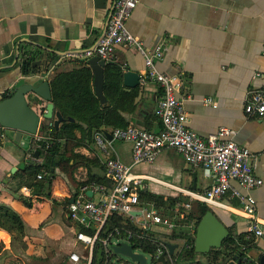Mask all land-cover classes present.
<instances>
[{
  "label": "crops",
  "instance_id": "1",
  "mask_svg": "<svg viewBox=\"0 0 264 264\" xmlns=\"http://www.w3.org/2000/svg\"><path fill=\"white\" fill-rule=\"evenodd\" d=\"M112 2L0 0V92L13 91L24 82L37 86L57 71L79 68L82 58L69 54L96 43L107 28ZM127 27L147 49L166 47L164 57L156 64L160 71L181 80L178 96L184 98L187 126L203 138L221 127L231 129V137L256 157V171L264 181V119L245 112L251 94L264 87V0H140ZM26 49L41 60L38 69L30 74H23L20 67V55ZM50 53L55 55L54 62ZM115 61L124 71H137L141 77L145 73V57L134 49L118 46ZM138 87L135 110L124 113L129 125L159 131L162 122L155 108L161 87L152 79L140 80ZM207 98L213 102L206 103ZM27 100L38 112L47 104L34 92L27 94ZM0 129V204L19 213L23 222L18 224L19 231L13 233L11 224L6 222L14 219L2 217L0 264H74L70 254L84 256L87 249L76 237L82 226L72 218L68 205L78 191L91 184L76 188L63 173L59 174L52 188L56 207L49 199H37L26 186L14 192L11 168L21 161L41 159L30 152L36 149V139L24 147L8 138L5 128ZM112 130L102 127L95 131L93 143L76 148L101 163L80 166L75 172L77 181L87 180L90 173L105 175L109 156L132 162L131 143L112 139ZM49 132L44 131L39 137L48 139ZM76 133L80 136V131ZM98 134L105 147L98 142ZM133 172L147 178L143 189L172 197H182L180 187L201 192L214 181L203 165L187 163L172 147L161 150L153 162L136 164ZM233 184L238 185L235 181ZM57 186L62 194L55 193ZM21 193L31 199L32 207L19 198ZM251 194L256 199V213L264 222V182ZM99 196L93 192L90 197ZM225 201V207L215 206L218 215L230 226L240 248L246 249L254 264H260L264 239L249 233V219L237 212L239 202L235 198ZM195 205L197 201L190 211ZM191 216L192 220L181 222L182 230L197 228V215Z\"/></svg>",
  "mask_w": 264,
  "mask_h": 264
},
{
  "label": "built area",
  "instance_id": "2",
  "mask_svg": "<svg viewBox=\"0 0 264 264\" xmlns=\"http://www.w3.org/2000/svg\"><path fill=\"white\" fill-rule=\"evenodd\" d=\"M140 0H113L107 28L97 39L96 43L80 52L70 53L69 56L83 59L98 56L100 59H115L118 46H126L141 53L145 57L146 70L140 80L156 81L161 87V95L155 108V114L162 122L159 131H152L129 125L126 128L116 127L112 130V139L125 140L132 145V162L125 163L118 156H109L106 159V176L112 180V186L102 183H92L74 195V201L68 205V210L82 227L91 230H80L76 233L78 241L87 249L82 256L77 252L70 254L74 264H91L94 248L102 231L107 230V236L101 242L107 253H112L111 244L119 241H128V238H118V230L110 231L108 218L119 215L124 220L134 222L141 229H149L157 236L160 235V247L155 253H146L148 264H161L159 256L166 251L165 259L174 264L173 254L169 253L166 241L178 243L177 253L185 243L184 238H166L164 235L174 237L181 231V222L186 214L190 215L192 203L201 201L213 206L225 207L226 199L235 198L239 205L237 212L249 219L248 231L259 239H264V222L256 213V199L251 191L263 184V178L257 174L256 157L252 151L238 144L231 136L233 131L228 127H221L216 133L207 138L201 137L195 130L187 126V114L184 107V98L178 96L181 86L179 77L167 74L158 69L156 61L164 57L166 47L158 45L154 49H147L143 41L134 35L127 27V21ZM264 51V43H263ZM51 70L47 72V78ZM4 91L0 92V99ZM211 98L206 103H212ZM245 112L250 116L264 119V87L254 91L245 104ZM98 142L105 147L99 134ZM42 137L37 135L36 140ZM175 148L191 165H203L214 176L213 183L203 191L178 188L182 197L188 201H179L176 204L174 217L160 213L153 203L141 200L140 190L144 188L147 178L136 175L133 167L144 162H153L159 152L164 148ZM39 178L43 175L39 174ZM235 181L238 185L233 184ZM99 193L97 199L90 197L87 189ZM137 212V214H135ZM179 240L182 241V245ZM134 246V245H133Z\"/></svg>",
  "mask_w": 264,
  "mask_h": 264
},
{
  "label": "trees",
  "instance_id": "3",
  "mask_svg": "<svg viewBox=\"0 0 264 264\" xmlns=\"http://www.w3.org/2000/svg\"><path fill=\"white\" fill-rule=\"evenodd\" d=\"M50 56L52 58L55 57L52 53H50ZM36 59V53H31L28 49L24 50L20 55L21 72L23 74L35 72L38 69V66H33ZM90 59L83 58L81 59V66L79 68L70 71H57L49 78L48 83L51 97L47 99V102L52 101L54 103L55 111L61 113L63 120L58 128L48 123L45 125L44 131H50L49 138L36 140L35 144L37 146L34 149V151H39L38 158L41 161L38 162L34 159L27 163L25 161V168L12 174L14 192L26 186L37 199H49L53 202L54 207H56L57 201L52 194V188L54 180L61 173L76 188L94 182L102 183L109 187L112 186L113 182L106 176V172L105 175L90 173L87 180H76L75 172L80 166L89 167L91 164L101 166L99 159L88 157L76 151V148L93 143L95 131L100 130L102 127L114 129L116 127L126 128L129 126L130 122L124 113L135 110L139 87L126 88L123 82L125 72L123 67L115 59L107 60L104 69V94L107 97V102H102L94 90V72L90 65ZM52 60L54 62L55 58ZM13 93L14 90L5 91L4 96H10ZM77 131H80V136L77 135ZM34 151H30L33 156ZM41 173L44 175L42 178H39L38 175ZM55 193L62 194L60 186L55 188ZM19 198L28 207H32L31 199L22 193L19 194ZM140 198L144 202L153 203L160 213L171 217H174L176 214L175 208L177 202L189 200L187 197L165 196L146 189L140 190ZM194 207L199 212L197 215V225L201 217L210 209L218 215L216 211L218 208L208 203L197 201V205ZM3 216H9L14 219V221L9 220L6 223L11 224V232L17 233L19 231L18 224H23L19 213L5 204H0V225ZM219 218L222 220L220 216ZM192 219L191 215L186 214V217L178 220V222H187ZM108 224L110 231H119L116 237L130 239L136 249H140L146 253H155L160 247L161 241H164L160 235L157 236L153 231L149 229L143 230L134 222L124 220L116 214L108 218ZM5 226L6 224L2 228ZM80 229L91 232V230L84 227ZM229 229L230 235L224 240L222 248L211 249L208 253H197L195 251L196 228L191 231L181 230L174 237H170L169 235H164V237L185 239L182 248L172 255L174 264H227L237 253L243 258L241 264H254V261L249 256L247 257L246 249L240 248L238 239L235 237L232 229ZM107 233V230L100 233L94 248L91 264H110L112 254L107 255L101 242L107 236ZM100 249H102L101 258L98 255ZM198 255L207 256L209 261H201ZM166 264H172L169 258H167Z\"/></svg>",
  "mask_w": 264,
  "mask_h": 264
},
{
  "label": "water",
  "instance_id": "4",
  "mask_svg": "<svg viewBox=\"0 0 264 264\" xmlns=\"http://www.w3.org/2000/svg\"><path fill=\"white\" fill-rule=\"evenodd\" d=\"M41 64V60H36L33 66ZM105 59H100L98 56L90 59V65L94 72V90L102 102H107V97L104 94L105 83ZM141 74L134 70L124 72V85L130 88L139 86ZM34 92L47 101L51 97L48 79L44 80L39 85H34L30 82H24L14 89V93L10 96H3L0 99V125L5 128L7 137L15 139L24 147L28 143L36 139V135L41 134L45 130V125L48 123L59 127L63 120V116L59 111H55V105L52 101L47 102L46 106L40 112L36 111L28 102L27 94ZM42 116V118H41ZM110 137L112 134L110 133ZM34 156L38 158L39 151H34ZM25 168V161H21L11 168V174ZM88 195L92 196V191H87ZM71 198L70 202H73ZM137 214V212H135ZM229 227L219 218L212 210H208L200 219L195 235V251L197 253H208L211 249H220L223 246L224 240L229 237ZM169 253L174 254L175 249L179 247L178 243L166 241ZM112 255L123 254L131 258L134 264H148L147 257L142 253L134 250L133 244L128 241H119L111 244ZM99 258L102 257V249L98 252ZM166 251L160 254L159 261L166 264ZM248 257V256H247ZM243 258L239 253L235 254L227 264H241ZM260 264H264V255L260 258Z\"/></svg>",
  "mask_w": 264,
  "mask_h": 264
},
{
  "label": "rangeland",
  "instance_id": "5",
  "mask_svg": "<svg viewBox=\"0 0 264 264\" xmlns=\"http://www.w3.org/2000/svg\"><path fill=\"white\" fill-rule=\"evenodd\" d=\"M57 201V200H56ZM190 215H198V210L196 207L193 208V210L190 212ZM180 244L182 245V241L179 240ZM198 258L203 262H208V257L205 255H198ZM110 264H134V262L131 260V258L127 257L123 254H114L110 258Z\"/></svg>",
  "mask_w": 264,
  "mask_h": 264
}]
</instances>
